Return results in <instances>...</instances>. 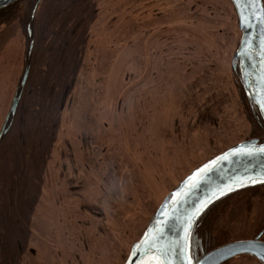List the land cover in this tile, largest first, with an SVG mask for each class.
Masks as SVG:
<instances>
[{
  "label": "rangeland",
  "instance_id": "374dc122",
  "mask_svg": "<svg viewBox=\"0 0 264 264\" xmlns=\"http://www.w3.org/2000/svg\"><path fill=\"white\" fill-rule=\"evenodd\" d=\"M239 36L229 0L18 4L0 25V130L29 67L0 144V264H124L165 197L249 139ZM221 206L205 251L253 239L264 188Z\"/></svg>",
  "mask_w": 264,
  "mask_h": 264
},
{
  "label": "water",
  "instance_id": "95a60500",
  "mask_svg": "<svg viewBox=\"0 0 264 264\" xmlns=\"http://www.w3.org/2000/svg\"><path fill=\"white\" fill-rule=\"evenodd\" d=\"M19 1L0 0V11ZM229 1L240 31L232 66L237 67L244 93L264 124V0ZM28 73L26 67L21 87ZM19 100L20 95L13 99L10 114L15 113ZM2 134L3 131L0 140ZM261 185H264V141L246 140L214 156L165 197L124 264H224L243 255L264 264V243L257 240L224 244L197 262L190 255L192 230L208 208L235 192Z\"/></svg>",
  "mask_w": 264,
  "mask_h": 264
},
{
  "label": "trees",
  "instance_id": "16d2710c",
  "mask_svg": "<svg viewBox=\"0 0 264 264\" xmlns=\"http://www.w3.org/2000/svg\"><path fill=\"white\" fill-rule=\"evenodd\" d=\"M23 1L27 2L29 7H32L33 11H34V9H36V7L38 6V2H39V0H20L19 2H17L13 6L7 8V9L1 10L0 11V25L5 24L11 20V16L15 14V9H16L17 5L22 3ZM237 75H238V72H237ZM241 97H242L243 108H244L243 114L246 118L247 123L250 126L249 139H258V141H260L262 139V137L264 136V124H263V122H262V120L258 114L256 107L253 106L251 103H249L243 89H241ZM246 190L253 191V187H252V189L248 188V189H244V190L235 192V193L223 198L222 200L218 201L217 203L213 204L198 219V221L196 222L192 231L195 232V229L197 228L196 225H198L199 222L203 221L200 225V228H199V229H201L200 237L208 238V240L211 241V236L216 231L217 226H218V222H220V219H221L219 215L224 217V215L226 213L225 207H223V206L220 207V204L225 202L229 197L234 196L236 194H241L242 192H245ZM226 243H230V241H226L224 243H221L219 246L224 245ZM210 248L213 249V247L208 246L206 248V252L211 250Z\"/></svg>",
  "mask_w": 264,
  "mask_h": 264
},
{
  "label": "flooded vegetation",
  "instance_id": "af4514ba",
  "mask_svg": "<svg viewBox=\"0 0 264 264\" xmlns=\"http://www.w3.org/2000/svg\"><path fill=\"white\" fill-rule=\"evenodd\" d=\"M263 7H264V2H263ZM29 27V26H28ZM28 35H29V37L31 36V30L29 29L28 30ZM31 44H32V46H31ZM31 47V48H30ZM32 47H33V43H32V41L30 42V44H29V51H28V56H30V54H31V50H32ZM149 61H147V67H148V63ZM147 67H146V71H145V73H144V75L147 73V70L149 69H147ZM232 69H233V71L237 74V72H238V75H239V71H238V69H237V67L236 68H234L233 66H232ZM24 72H25V70H24ZM23 75H24V73H23ZM144 75H143V77L141 78V79H144ZM237 75V79H238V82H239V91H240V93H241V89H243V87H242V83H241V81H240V77ZM23 78V77H22ZM21 88H23V87H21V84L18 86V89H17V91H16V95L13 97V99L14 98H16V97H18L19 95H21V93H20V91H21ZM146 96V95H145ZM145 98V97H144ZM13 101V100H12ZM20 101V100H19ZM19 104V103H18ZM11 105H12V103H11ZM17 108H18V106H17ZM10 109H11V106H10ZM10 109H9V111H8V113L6 114V116H5V119H4V122H3V124H2V126H1V130H0V133L3 131V134H2V138H1V140H0V144H1V142H2V139L5 137V135L6 134H8L9 133V131H10V129H11V127H12V125H13V120H14V117H15V114H16V111H17V109H16V111H15V113L14 114H10ZM169 118V117H168ZM157 121H158V118H157ZM163 132H164V130H162ZM161 131V133H163ZM254 140H258V139H254ZM170 142H171V140H170ZM189 148H192V147H189ZM179 156V155H178ZM178 156H176L175 158L177 159V157ZM181 169H183V167L181 168ZM193 171V170H192ZM256 189H260V188H264V185H261V186H256L255 187ZM254 187H253V189H255ZM252 189V188H251ZM246 191H248V190H246ZM203 222V221H202ZM202 222H199V224L198 225H196V229H195V232L194 231H192V234H191V242H190V255H191V259L193 260V262H197L198 260H200L206 253H208L209 251H211V250H213V249H211V250H209V251H205L202 247H201V242H202V237H200V233H201V229H199L200 228V225H201V223ZM203 226V225H202ZM144 226L141 228V230L139 231V236H138V239L136 240V241H134V242H132L131 244H130V246H129V252H130V250H131V247L133 246V244L134 243H136L138 240H139V238L142 236V233L144 232L143 230H144ZM251 240H257V241H260V242H262V243H264V223L262 224V225H260L259 226V228H258V231L256 232V234H255V236L253 237V239H251ZM31 254L33 255L34 254V252L33 251H31ZM129 255V254H128ZM62 257H60V259H61ZM255 259V258H254ZM257 261V260H256ZM259 264H263V263H261V262H259V261H257Z\"/></svg>",
  "mask_w": 264,
  "mask_h": 264
},
{
  "label": "snow or ice",
  "instance_id": "6c2138e0",
  "mask_svg": "<svg viewBox=\"0 0 264 264\" xmlns=\"http://www.w3.org/2000/svg\"><path fill=\"white\" fill-rule=\"evenodd\" d=\"M196 177H193V179H195ZM155 239H159L158 237L157 238H155Z\"/></svg>",
  "mask_w": 264,
  "mask_h": 264
},
{
  "label": "bare ground",
  "instance_id": "6f19581e",
  "mask_svg": "<svg viewBox=\"0 0 264 264\" xmlns=\"http://www.w3.org/2000/svg\"><path fill=\"white\" fill-rule=\"evenodd\" d=\"M129 249V248H128Z\"/></svg>",
  "mask_w": 264,
  "mask_h": 264
}]
</instances>
